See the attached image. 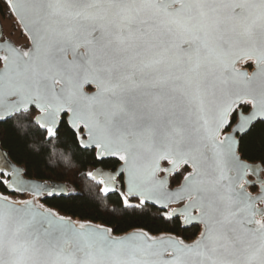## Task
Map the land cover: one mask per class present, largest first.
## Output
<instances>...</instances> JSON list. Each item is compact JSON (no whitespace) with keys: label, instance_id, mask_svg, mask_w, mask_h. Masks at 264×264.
<instances>
[{"label":"snow or ice","instance_id":"6c2138e0","mask_svg":"<svg viewBox=\"0 0 264 264\" xmlns=\"http://www.w3.org/2000/svg\"><path fill=\"white\" fill-rule=\"evenodd\" d=\"M0 9V264H264V0ZM49 145L132 231L38 202Z\"/></svg>","mask_w":264,"mask_h":264},{"label":"trees","instance_id":"16d2710c","mask_svg":"<svg viewBox=\"0 0 264 264\" xmlns=\"http://www.w3.org/2000/svg\"><path fill=\"white\" fill-rule=\"evenodd\" d=\"M69 162H71V166ZM46 163L47 167L42 164L38 172H34L32 176L26 178L64 183L68 192L80 194L78 199L60 198L53 201V208L60 214L81 221H90L94 224L113 227L117 230V235L132 231V228L126 222L111 219L105 215L106 208L104 204L95 200V186L91 182L80 178L82 173L92 170L90 164H85L83 167L77 166L67 146L61 145H49L47 147ZM60 173H63V175ZM0 192H4L3 187H0ZM112 207V203L107 204L108 209ZM146 225L147 222L142 226Z\"/></svg>","mask_w":264,"mask_h":264},{"label":"water","instance_id":"95a60500","mask_svg":"<svg viewBox=\"0 0 264 264\" xmlns=\"http://www.w3.org/2000/svg\"><path fill=\"white\" fill-rule=\"evenodd\" d=\"M249 70H251V69H249ZM25 179H28V178H26L25 177ZM30 180H35V179H30ZM36 181H38V180H36ZM38 182H40V183H57V182H52V181H38ZM58 184H61L62 186H64L65 188H66V190L68 191V189H67V186H66V184H64V183H58ZM6 191V190H5ZM1 193V192H0ZM6 195H10V198H12V199H14V200H17V199H21V198H23V199H32V197H31V195L30 194H27V193H25V194H20V193H9V192H7L6 191ZM44 197H42V198H40V200H42ZM49 198H52V197H49ZM59 198V197H58ZM40 200L38 201V202H40ZM46 207V206H45ZM53 210V209H52ZM54 211H56V210H54ZM58 212V211H57ZM59 213V212H58ZM60 214V213H59ZM60 215H62V214H60ZM65 216V215H64ZM66 217H68V216H66ZM71 218V217H70ZM71 219H73V218H71ZM73 220H78V221H81V220H79V219H73ZM94 224V223H93ZM97 225H100V224H97ZM120 235H123V234H120Z\"/></svg>","mask_w":264,"mask_h":264},{"label":"flooded vegetation","instance_id":"af4514ba","mask_svg":"<svg viewBox=\"0 0 264 264\" xmlns=\"http://www.w3.org/2000/svg\"><path fill=\"white\" fill-rule=\"evenodd\" d=\"M2 15H3V13H2V9H0V16H2ZM4 21L9 22V23H8L9 25L11 24V23H10L11 21L7 20L6 18H0V24H3V27H4ZM12 23H14V21H12ZM4 30H5V27H4ZM92 170H93V169H92ZM3 191H4V192H2L3 194H7L4 188H3ZM21 199H23V198H21ZM59 199H60V198H58V197H55V198L44 197L42 200H40V203H44V205H45L46 207L55 210V209L53 208V201H56V200H59ZM56 211H57V210H56Z\"/></svg>","mask_w":264,"mask_h":264},{"label":"rangeland","instance_id":"374dc122","mask_svg":"<svg viewBox=\"0 0 264 264\" xmlns=\"http://www.w3.org/2000/svg\"><path fill=\"white\" fill-rule=\"evenodd\" d=\"M8 23L9 22L4 21L5 32H7L9 30V24ZM10 23H12V21Z\"/></svg>","mask_w":264,"mask_h":264}]
</instances>
